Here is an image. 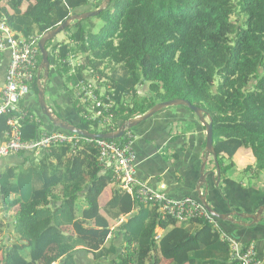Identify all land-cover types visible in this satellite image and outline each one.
Returning a JSON list of instances; mask_svg holds the SVG:
<instances>
[{
  "label": "trees",
  "instance_id": "1",
  "mask_svg": "<svg viewBox=\"0 0 264 264\" xmlns=\"http://www.w3.org/2000/svg\"><path fill=\"white\" fill-rule=\"evenodd\" d=\"M91 1L0 0V23L17 37L41 38L76 12L93 11L103 2ZM67 30L68 40L54 46L49 41L46 49L52 46V65L79 117L72 124L91 133L107 131L84 118L87 108L76 94V84L90 75L104 79L100 85L116 103V129L158 103L186 99L213 116L221 172L241 174L254 186L264 184V0H112L106 10L73 21ZM73 54L83 61L75 71L69 63ZM37 80L31 84L36 101ZM21 109L24 140L51 130L34 109ZM18 114L12 110L0 117V141ZM75 135L77 146H53L28 158L31 165L23 175L15 170L3 175L0 197L14 211V233L7 241L0 214V264H76L79 247L88 248L95 264L109 257V264H161L152 254L156 250L171 264H186L205 261L201 253H191L207 242L223 249L218 264H237L212 224L202 218H163L147 204H138L137 214L119 226L120 246L108 240L122 206L135 201L121 188L102 201L114 171L101 166L95 140ZM243 154L248 160H242ZM26 178L31 179L29 190L24 189ZM170 226L158 242L156 229Z\"/></svg>",
  "mask_w": 264,
  "mask_h": 264
},
{
  "label": "crops",
  "instance_id": "2",
  "mask_svg": "<svg viewBox=\"0 0 264 264\" xmlns=\"http://www.w3.org/2000/svg\"><path fill=\"white\" fill-rule=\"evenodd\" d=\"M10 60L11 51L9 49L0 52V92L6 84V74L9 68ZM39 69L40 66L38 64V72ZM38 72H36L37 78ZM43 75L44 70H42V77ZM51 76L52 78L60 79L57 76L53 65L50 67L49 79H51ZM59 86V84L57 87L54 86L53 90L56 89L58 91L59 88L63 90V87ZM45 87L46 92H49L47 83L45 84ZM60 93L61 98H64L65 96L68 99V96L64 92L60 91ZM36 100L37 99L35 97L34 91H32L21 101L20 108L26 105V107L34 109L36 113H38V115L42 118L39 112V109L41 111L42 109L39 105V101ZM36 103H38V105ZM49 106L54 112L53 109L55 108L51 106V103ZM57 109L59 113H61L62 107H57L56 110ZM14 111L16 112L17 109ZM60 115L69 123L75 124L79 122V117L73 109L70 112L66 111L65 114ZM43 121L49 130H52V128L53 130L54 128H57L52 124V122L49 125L46 123L47 121L45 119H43ZM133 132L135 133L133 146L136 154V177L141 181L149 183L154 189L163 191L172 197L183 198L186 196H191L199 200L197 187L199 185L201 176L200 172L202 166V157L206 148L207 131L202 126L198 116L188 107L172 106L140 123L138 126L133 128ZM40 154L41 153H18L5 158H0V183L3 175L8 171L15 170L17 175H23L25 172H27L31 165L28 161V158H36ZM206 171L209 173V190L207 200L211 207L218 213L225 214L236 211L247 215L256 214L260 207L264 205V184L261 186H254L250 183L247 177H242L241 174H236L237 176H231L230 172H221L219 185L216 186L212 181V178L214 172L216 176L218 174L216 163L212 155L208 159ZM29 181H31V179L26 178L24 183V189L26 190L30 189ZM116 188H121V183L115 178L113 183H111L105 189L102 201L109 199ZM205 191L206 188L202 187V193ZM16 197V194H11L12 199H15ZM4 202V196H1L0 214L7 224L5 237L8 241L9 236L13 235L14 233V216L12 215L14 211L9 210L8 208L9 214L6 215L4 208L6 203L4 204ZM138 204L139 203L134 202L132 204L122 206L123 214L117 224L112 227V231L108 240H116L117 244L119 246L121 245L122 237L119 226L122 223L127 222L130 217L137 214L139 210ZM235 218L241 220L242 222H251V219L249 218ZM218 220L222 222V226L228 233H233L237 236V240L241 244L254 245L258 257L264 261V218H262L259 223L248 227L243 225L238 226L220 219ZM172 229V226L167 229L158 227L156 229L155 239L159 242L162 236ZM221 241H223V239ZM86 249L88 248L79 247L75 253L74 257L76 264H95V260ZM200 253L205 256V261L193 260L192 263L186 264H218L219 261H223L224 251L218 244L214 242L202 244L200 250L191 253V257H194L196 254ZM152 254L160 258L161 264L172 263L171 260L163 257L159 250L154 251ZM111 259H113V257H109L103 262V264H109ZM54 264H64V260H60Z\"/></svg>",
  "mask_w": 264,
  "mask_h": 264
},
{
  "label": "built area",
  "instance_id": "3",
  "mask_svg": "<svg viewBox=\"0 0 264 264\" xmlns=\"http://www.w3.org/2000/svg\"><path fill=\"white\" fill-rule=\"evenodd\" d=\"M3 32L0 37V52L9 49L11 60L6 74V84L0 92V117L17 109L19 114L9 120L10 130L5 141H0V158L18 153L39 154L50 150L53 146L70 143L77 146L80 139L74 133L59 129L44 132L33 140H24L19 125L25 113L20 108L21 101L31 92L38 64L40 38L32 36L17 37L15 33L0 23ZM73 71L83 64L82 57L71 55L69 60ZM104 80V79H103ZM98 76H86L76 84L77 96L82 105L87 108L84 118L98 124L106 132L116 131L115 112L116 103L107 92L104 83ZM89 139V138H88ZM94 140V139H92ZM135 133L126 129L119 139H95L100 151L102 167L113 168L115 178L121 183V189L131 194L134 201L139 204H148L156 208L163 218L171 217L184 222L193 218H202L212 224L221 238L228 242L231 248L232 260L237 264H264L254 245H243L236 238L227 234L217 220L200 200L186 196L172 197L169 194L154 189L149 183L136 177V154L134 151Z\"/></svg>",
  "mask_w": 264,
  "mask_h": 264
},
{
  "label": "water",
  "instance_id": "4",
  "mask_svg": "<svg viewBox=\"0 0 264 264\" xmlns=\"http://www.w3.org/2000/svg\"><path fill=\"white\" fill-rule=\"evenodd\" d=\"M93 1L94 0H92L91 2H93ZM111 1L112 0H103L100 7L93 10V11L90 10V11H85L82 13H75V14L71 15L64 23H62L61 25H59L57 28H55L53 30L47 31L40 38L38 46H39V49H40V52L42 55V62H41L40 69L38 72V88H39L38 101H39V105L42 109V112L50 120V122H52V124L55 127L60 128V129L65 130V131L72 132L74 134H78V135L87 137L89 139L95 140V139H99V138H101V139H119L123 136L126 129H133L134 127L138 126L140 123L146 121L147 119L151 118L152 116L156 115L157 113L161 112L162 110H164L168 107H172V106L188 107L190 110H192L198 116L202 126L207 131L206 132V138H207L206 148H205V152H204L203 157H202V166H201V172H200L201 176H200V180H199V185L197 187V193H198L199 200L207 208V210L211 213V215H213L217 219L228 221V222L233 223V224L238 225V226L243 225L246 227L259 223L262 220V218H264V205L260 207L259 211L256 214L247 215V214L239 213L236 211L221 214V213H218L217 211H215L211 207V205L209 204V202L207 200V195H208V190H209V185H208L209 173L206 171V166H207L208 159L211 155L214 157L216 167H217V174H218L216 176L215 172L213 173L212 181L214 182V184L216 186H218L220 179H221V174H220L221 168H220L219 161H218V154H217V152L215 150V146H214L213 116L209 112H207L205 109L192 105L189 100L175 99V100H171V101H165V102L158 103L155 106H153L151 109H149L146 113H144L138 117L131 118L128 121H126L125 123H123L117 131L106 132V133H91L87 130H84L77 125H74L72 123L67 122L62 117H60L55 112H53L52 109L50 108L49 104L46 101V97H45V93H46L45 84L47 83V80L49 79L50 67L52 65V59L50 56L51 55L50 51L48 49H46V44L49 41L53 40L56 35H58L62 31H64L67 27H69L73 21L82 20V19H86L88 17L96 16L99 13H101L102 11L106 10L108 8L109 4L111 3ZM42 70H44L43 77H42ZM206 116H207L208 120H207ZM202 187L206 188V191L204 193H202ZM4 204H5V202H4ZM4 208H5L6 215H8L9 214L8 207L5 205ZM234 216L240 217L241 219L249 218V219H251V222L250 223L242 222L241 220L236 219Z\"/></svg>",
  "mask_w": 264,
  "mask_h": 264
},
{
  "label": "rangeland",
  "instance_id": "5",
  "mask_svg": "<svg viewBox=\"0 0 264 264\" xmlns=\"http://www.w3.org/2000/svg\"><path fill=\"white\" fill-rule=\"evenodd\" d=\"M85 11H88V10H90V7H88V8H86V9H84ZM82 12V11H81ZM77 13V12H76ZM79 13V12H78ZM69 35H70V30H67V31H63V32H61V33H59L58 35H56L55 37H54V39L53 40H51L52 41V43H53V46L54 45H57L58 43H60L61 41H63V40H68V37H69ZM38 37V36H37ZM48 45H49V43H48ZM52 47V46H51ZM50 47V48H51ZM50 48H48V50H50ZM58 76V75H57ZM59 77V76H58ZM58 84L60 85L59 87H63V83L61 82V80L60 79H56V78H52V76H51V79H50V82H49V85H48V88H49V92L47 91L46 92V95H45V97H46V101L50 104L51 103V106H53V108H57L56 106H58L59 104L58 103H60V107H62V111H61V114H65V112L67 111V112H70V111H72V107H71V102H70V100H69V98L67 99L65 96H64V98H63V100H64V102H63V100H62V98L60 97V95H61V93H60V91H62L63 92V90H61V88H59V90L57 91L56 89L55 90H53L54 89V86H58ZM58 92V93H57ZM51 94V95H50ZM57 94V95H56ZM77 94V93H76ZM55 95V96H54ZM36 97V96H35ZM70 102V103H69ZM58 110V109H57ZM39 112H40V114H41V116H42V118L43 119H45L47 122V124H49L50 125V121H49V119L43 114V112L39 109ZM245 154H243V161H245V160H248V158H245V156H244ZM244 165H246L245 163H243Z\"/></svg>",
  "mask_w": 264,
  "mask_h": 264
},
{
  "label": "flooded vegetation",
  "instance_id": "6",
  "mask_svg": "<svg viewBox=\"0 0 264 264\" xmlns=\"http://www.w3.org/2000/svg\"><path fill=\"white\" fill-rule=\"evenodd\" d=\"M31 92H32V91H31ZM31 92H30V93H31Z\"/></svg>",
  "mask_w": 264,
  "mask_h": 264
}]
</instances>
